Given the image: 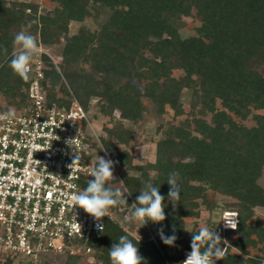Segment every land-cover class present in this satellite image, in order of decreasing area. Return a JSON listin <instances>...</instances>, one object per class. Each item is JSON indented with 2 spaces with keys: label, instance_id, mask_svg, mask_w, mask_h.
Returning <instances> with one entry per match:
<instances>
[{
  "label": "trees",
  "instance_id": "16d2710c",
  "mask_svg": "<svg viewBox=\"0 0 264 264\" xmlns=\"http://www.w3.org/2000/svg\"><path fill=\"white\" fill-rule=\"evenodd\" d=\"M36 1L0 0V94L9 104L27 100L29 80L9 67L18 32L34 35L47 47L64 39L60 69L83 106L88 110L97 98L102 115L120 112V120L106 128L101 140L114 163L131 172L123 180L132 198L136 202L148 181L165 197L166 219L146 223L156 241L139 239L116 219L106 218L102 238L88 242L99 264H111L109 249L122 235L136 244L142 264H182L192 241L186 237L185 219L200 216L202 205L214 211L210 191L234 198L233 205L223 207L239 214L238 236L230 239L226 259L216 263L264 264V220L251 223L255 209L264 208V186L259 182L264 170V0H47L55 3L47 11ZM194 9L201 20L197 36L184 37L180 16ZM89 17L96 20L94 30L86 22ZM35 19L39 23L31 24ZM73 21L83 25L70 34ZM49 64L45 79L54 100L67 90L61 73ZM175 69L182 75L175 76ZM57 84L59 90L54 91ZM186 88L211 119L159 123L155 160L135 163L132 153L119 147L134 137L123 119H143L146 101L158 116L167 107L175 116L183 115ZM251 114L255 123L248 125L245 120ZM173 172L181 188L175 205L168 199L167 183ZM126 200L123 205L131 213ZM111 209L117 212L118 206ZM221 214L211 231L221 230ZM161 228L165 235L177 237L173 246L162 242ZM258 246L261 256L243 255ZM78 258L69 255L64 264H77ZM5 264H13L12 258Z\"/></svg>",
  "mask_w": 264,
  "mask_h": 264
},
{
  "label": "built area",
  "instance_id": "2783aa9c",
  "mask_svg": "<svg viewBox=\"0 0 264 264\" xmlns=\"http://www.w3.org/2000/svg\"><path fill=\"white\" fill-rule=\"evenodd\" d=\"M39 47L31 62L26 102L9 104L0 94V112H16L11 122L0 121V256L3 260L12 258L13 264H45L55 258L89 254L92 246L88 242L102 238L108 217L99 222L104 224L101 232L91 215L78 206L72 209L71 196L87 187L98 156L113 158L99 138L89 110L66 80L69 92L50 100L51 84L45 79V70L52 62L63 76L62 53L58 59L49 47L42 43ZM58 90L55 86L54 91ZM68 139H74L72 147L81 150V161L72 172L68 165L74 153ZM113 174L109 186H126L118 164L114 163ZM125 197L135 203L131 195L125 193ZM118 215H130V209L119 205L117 212L109 210L110 218ZM225 220H236L238 227V212L227 209L221 215L218 234L226 241V250L228 231L236 232L237 227H226ZM145 225L147 237L156 241ZM190 251L184 250L183 261Z\"/></svg>",
  "mask_w": 264,
  "mask_h": 264
},
{
  "label": "clouds",
  "instance_id": "9594fccd",
  "mask_svg": "<svg viewBox=\"0 0 264 264\" xmlns=\"http://www.w3.org/2000/svg\"><path fill=\"white\" fill-rule=\"evenodd\" d=\"M38 23V19L31 21V24ZM13 43L19 47L18 50L12 53L9 67L14 74L24 81H28L31 62L34 56L40 52L39 44L34 35L23 30L15 35ZM15 117L16 112L14 109L0 112V121L3 122H11ZM73 141L74 139L66 141L74 153L72 163L68 165L71 172L81 161V150L72 147ZM113 167L114 162L111 159L98 156L97 163L91 172L92 179H89L87 187L71 196L72 209L78 206L91 215L97 221V228L101 232H103L104 226V224L99 223L101 219L105 216L110 217L109 210L111 208L128 204L125 193L131 195L123 181L119 182L124 185L122 189L106 187L109 181L114 180ZM167 183L170 186L168 199L175 205L181 199L178 173H170ZM164 199L165 197L160 194L159 187L154 186L151 181L146 182L140 190L136 202L131 204V213L125 216V220L128 222L140 221L142 226L148 221L157 224L163 222L166 219ZM225 222L226 227L236 229V220H225ZM158 234L162 242L169 246H173L177 239L175 235H165L163 228L158 230ZM221 243V237L216 231H211L206 226L201 227L196 234L192 235L191 251L182 264H215L217 260L226 259L225 248L220 247ZM109 255L111 264H142L143 262L138 247L127 235H122L118 243L111 246Z\"/></svg>",
  "mask_w": 264,
  "mask_h": 264
},
{
  "label": "rangeland",
  "instance_id": "374dc122",
  "mask_svg": "<svg viewBox=\"0 0 264 264\" xmlns=\"http://www.w3.org/2000/svg\"><path fill=\"white\" fill-rule=\"evenodd\" d=\"M42 11L51 10L54 8L55 3L47 0H37L36 1ZM179 21L181 22V34L182 36H197L196 28L200 26L201 20L196 16L195 9L189 15H181ZM87 24L94 30L97 27L96 20L92 17L87 18ZM83 25L82 22L73 21L70 23L69 32L70 34L76 33L80 27ZM64 39L55 42L53 45L49 46V50L54 56L60 59L61 51L64 45ZM264 71V70H263ZM174 75L179 77L182 75L180 69L174 70ZM66 78L62 76V83L66 88L67 92L69 89L65 82ZM67 81V80H66ZM69 84V83H68ZM61 85V83L59 84ZM59 85H55L58 86ZM70 85V84H69ZM97 98L91 100V107L88 109L90 113V118L95 125L96 132L99 138L107 136L106 128H110L114 124V120H120V112L116 111L113 117L104 116L98 111L96 107ZM146 101V100H145ZM182 102L185 108V113L180 116H175L174 111L167 107V112L162 116H158L155 113V110L152 106L146 101L148 109L144 115V118L140 121L133 123L127 119H123V123L126 127L130 128L133 131L134 137L128 144H120V148H126L133 155V161L135 163H146L155 160L156 157V141L159 139L160 135L157 133V126L161 122H174L180 124L185 119L190 120L195 117H204L207 120L211 119V113L203 114L201 103L199 102L198 97L192 92L191 89L186 88L182 94ZM255 112H262V110H255ZM245 123L248 125H253L255 122L252 118V114L248 119L245 120ZM193 125V124H192ZM119 170L123 175L131 173L124 166L119 165ZM260 184L264 186V170L263 174L259 179ZM209 198L212 200L211 203L214 204V211L212 212L210 208H207L205 205L201 207V214L198 217H187L186 220V237L192 240L191 233L193 231L199 230L201 227H207L209 230H212V223L219 218V215L224 210V205H233L236 200L232 197L222 195L220 193H215L210 191ZM222 215V214H221ZM119 218V223L134 236H138L140 239L148 238V231L146 225L142 226L140 221L128 222L125 220V217L118 215L116 220ZM257 218L264 220V208H256L255 216L251 219V223H254ZM218 233V231H216ZM237 237L236 232H230L227 234V238L230 239ZM222 243L220 244L221 248L226 246V241L221 238ZM260 246L256 248H250L249 254H244V256L249 257H258L261 256L262 252L259 249ZM67 258V257H66ZM66 258H55L50 261L51 264H64ZM6 260H3L0 256V264H5ZM14 264H20L19 262H14ZM77 264H99L96 256L94 255L93 250L89 254L80 256L77 259Z\"/></svg>",
  "mask_w": 264,
  "mask_h": 264
},
{
  "label": "crops",
  "instance_id": "0c3cea01",
  "mask_svg": "<svg viewBox=\"0 0 264 264\" xmlns=\"http://www.w3.org/2000/svg\"><path fill=\"white\" fill-rule=\"evenodd\" d=\"M236 234H237V233H236ZM237 236H238V235H237ZM232 250H233V251H238L236 248H233ZM242 254H243V253H242ZM243 255H244V254H243ZM215 264H217L216 261H215Z\"/></svg>",
  "mask_w": 264,
  "mask_h": 264
}]
</instances>
